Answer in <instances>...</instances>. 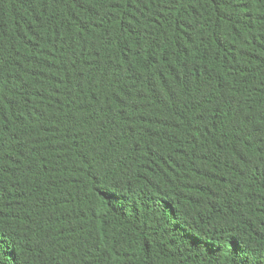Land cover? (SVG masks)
<instances>
[{
  "label": "trees",
  "instance_id": "obj_1",
  "mask_svg": "<svg viewBox=\"0 0 264 264\" xmlns=\"http://www.w3.org/2000/svg\"><path fill=\"white\" fill-rule=\"evenodd\" d=\"M0 264H264V0H0Z\"/></svg>",
  "mask_w": 264,
  "mask_h": 264
}]
</instances>
